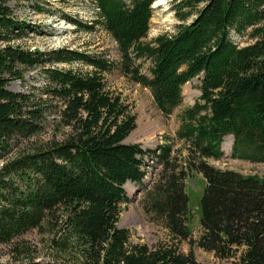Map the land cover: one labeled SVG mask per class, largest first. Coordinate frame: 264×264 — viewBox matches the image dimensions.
Returning <instances> with one entry per match:
<instances>
[{"label": "trees", "instance_id": "1", "mask_svg": "<svg viewBox=\"0 0 264 264\" xmlns=\"http://www.w3.org/2000/svg\"><path fill=\"white\" fill-rule=\"evenodd\" d=\"M8 1L0 0V245L44 227L77 264H200L174 244L131 243L118 226L125 185L144 184L151 163L154 181L144 185L142 207L174 242L187 240L220 264H264V177L209 163L223 156L226 136L231 158L264 162V0H172L174 31L149 41L154 0H93L97 16L89 25L63 17L84 30L100 25L118 61L15 44L31 27ZM245 36L250 41L238 44ZM34 70L42 81L30 92L8 88ZM114 70L147 88L164 116L181 104L183 85L200 80L174 139L155 149L125 142L136 117L107 85ZM196 173L205 185L193 240L185 181Z\"/></svg>", "mask_w": 264, "mask_h": 264}, {"label": "rangeland", "instance_id": "2", "mask_svg": "<svg viewBox=\"0 0 264 264\" xmlns=\"http://www.w3.org/2000/svg\"><path fill=\"white\" fill-rule=\"evenodd\" d=\"M171 2L172 0L153 1L146 40L149 41L159 34L174 31L178 21L170 9ZM8 6L16 19L27 22L31 27L26 29L27 34L22 40L14 41L25 49L47 52L67 47L104 54L116 61L119 59L115 41L100 25H94V28L89 31L77 28L63 18L67 15L83 24H91L97 16V7L93 0H9ZM238 38L233 37V41H239ZM248 41H250L249 38L245 36L238 44L244 45ZM0 45H2L1 42ZM147 65L148 63L145 62L142 67L143 72H146ZM106 80L111 90L122 94L136 117V127L125 142L139 144L143 149H155L158 145L174 139L179 126V115L185 108L192 105L200 94L198 90L200 80L195 77L183 85L181 104L171 114L164 116L154 105L149 90L137 83L129 82L119 74L118 70L108 74ZM41 81L40 70L28 71L22 80L11 81L8 88L14 92L27 93L32 87H37ZM172 144L176 155L179 153L182 157L186 155L182 142L174 140ZM231 144L232 137L226 136L222 144L223 156L218 160L210 159L209 163L219 169L264 177V162L252 163L231 158ZM145 169L149 178L144 179V184L127 183L125 185L128 201L121 206L118 226L129 230L130 242L146 244L149 247L158 244H174L182 254L192 252L200 264H220L212 253L190 245L187 240L174 242L161 223L152 220L144 213L142 207L144 185L148 186L154 181L152 176L155 173L151 163L145 166ZM204 185L203 177L197 173L192 174L185 181L188 194V225L191 228L193 240H197L200 235V198ZM51 237L52 234L43 227L23 235L13 245H0V264H77L56 250Z\"/></svg>", "mask_w": 264, "mask_h": 264}]
</instances>
